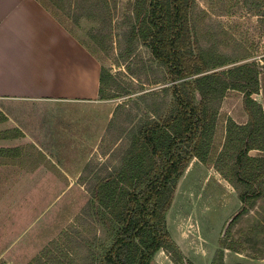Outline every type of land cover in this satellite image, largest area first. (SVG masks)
Returning <instances> with one entry per match:
<instances>
[{"label": "trees", "instance_id": "obj_1", "mask_svg": "<svg viewBox=\"0 0 264 264\" xmlns=\"http://www.w3.org/2000/svg\"><path fill=\"white\" fill-rule=\"evenodd\" d=\"M39 1L63 25L64 18L75 25L80 20L94 24V45L105 30L118 29L109 0ZM195 8L196 0H132L121 17L122 63L145 47L163 70L161 83L166 86L116 106L109 122L111 130L122 113L124 145L118 165L88 185L84 207L86 219L104 231L103 239L94 240L98 256L93 260L99 264H150L160 250L174 264H191L171 240L165 216L192 159L211 166L236 190L242 206L234 219L264 195V100L262 104L253 98L264 97L262 68L246 62L218 70L226 63L202 48L191 25ZM130 67L122 74L134 77ZM116 77L101 67L100 100L131 95L130 85L116 91ZM229 93L240 95L245 122L227 118L217 141L218 107ZM130 105L138 115L130 117ZM224 250L237 251L223 239L211 264H223Z\"/></svg>", "mask_w": 264, "mask_h": 264}, {"label": "crops", "instance_id": "obj_2", "mask_svg": "<svg viewBox=\"0 0 264 264\" xmlns=\"http://www.w3.org/2000/svg\"><path fill=\"white\" fill-rule=\"evenodd\" d=\"M100 70L95 55L39 0H0L5 109H0V259L5 264H99L93 260L95 246L74 241L81 212H14L20 205H14L7 186L78 184L77 170L97 152L116 108L99 99ZM48 161L69 180L50 172ZM80 226L86 227L77 236L81 240L88 229L92 234L88 223Z\"/></svg>", "mask_w": 264, "mask_h": 264}, {"label": "rangeland", "instance_id": "obj_3", "mask_svg": "<svg viewBox=\"0 0 264 264\" xmlns=\"http://www.w3.org/2000/svg\"><path fill=\"white\" fill-rule=\"evenodd\" d=\"M131 1L109 0L108 4L113 10V20L118 29L113 27L105 30L101 37H98L96 45L90 39L94 24L80 20L79 25H75L70 19L64 18L66 27L94 50L101 67L117 76L116 91L121 93L122 87L131 86L130 96L110 100L112 107L122 104L129 98L136 100L140 95L166 86L165 83H161L163 70L153 62L149 50L145 47L140 46L134 57L122 63L120 56L124 52L125 44L119 23L122 15L128 12ZM191 25L202 48L212 51L226 63L218 70L246 62H256L264 74V0H196ZM127 64L131 66V74L134 77L122 74ZM253 98L263 104L264 97L262 99L259 95ZM241 108V98L237 93H229L222 99L218 107L217 141L221 140L220 135L227 118L230 117L237 123L245 122ZM0 109L5 111L1 106ZM129 112L130 117L139 114L132 105ZM65 117L73 119L72 112H66ZM46 118L49 120L48 115ZM61 123L65 124L63 121ZM73 125L74 123L70 122V127L73 128ZM108 125L101 141L98 142L97 152L77 170L78 184L64 182L65 184L55 186L51 184L7 186L12 189L15 196L14 205H20L14 212H24L26 209L30 212H81L79 219L74 223L78 232L74 237L75 243L83 247L94 246L95 239L98 241L101 237L103 239L104 231L91 218L86 219L84 207L89 199L88 185L93 183L96 177L105 176L118 165L124 145L121 133L122 113L111 130L108 129ZM67 154L64 156H68ZM251 155H254V152ZM47 164L50 165L51 169H48L50 172L63 178L62 180L65 179L66 175L60 169L55 168L49 161ZM68 170L72 174L76 171L70 167ZM45 196L46 198L42 199ZM241 206L236 190L218 172L211 166L192 159L177 182L170 209L165 216L171 240L183 260L191 264H211L220 242L226 239L227 244L237 251L224 250L223 264H264V195L246 214L234 219ZM82 222L88 223L93 232L91 234L88 229L81 240L77 236L87 227L80 226ZM0 264L5 262L0 259ZM150 264L174 262L169 253L160 250Z\"/></svg>", "mask_w": 264, "mask_h": 264}]
</instances>
